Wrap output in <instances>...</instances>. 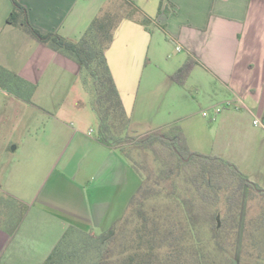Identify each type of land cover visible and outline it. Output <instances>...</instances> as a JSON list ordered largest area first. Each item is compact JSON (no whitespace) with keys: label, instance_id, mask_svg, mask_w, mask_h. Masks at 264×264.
Segmentation results:
<instances>
[{"label":"crops","instance_id":"0c3cea01","mask_svg":"<svg viewBox=\"0 0 264 264\" xmlns=\"http://www.w3.org/2000/svg\"><path fill=\"white\" fill-rule=\"evenodd\" d=\"M17 1L25 8L32 28L43 35L56 33L72 42L81 37L101 11L120 3V0ZM122 1L136 8L138 14L120 20L105 57L130 118L129 133L139 136L152 133L131 130L135 109H139L136 104L143 101L137 100L142 76L151 64L158 69V58L155 56L153 62L149 54L150 25L161 29L174 49L181 48L176 52H185L196 61L186 83L194 78L199 83L230 84L236 79L237 53L250 8L255 6L258 13L264 7L261 5L264 0ZM12 9L11 0H0V66L33 84L35 90L31 102H25L0 89V197L4 202L0 264H43L69 227L98 236L118 224L142 180L116 148L99 143L95 133L92 137L85 136L80 129L66 124L63 118L66 114L76 117L84 109H47L46 99L55 95L56 85L78 78L79 66L9 24L7 18ZM142 18L147 20L144 25ZM186 59L168 58L171 62L166 61L167 68L172 70L162 72L167 81ZM150 78L147 73L144 90ZM227 91L229 95L220 103L230 102L235 110L240 109L237 100L241 99L235 86ZM216 92L219 96L223 94L221 90ZM249 92L255 96L253 87ZM212 103L210 107L219 106ZM262 110L264 124V104ZM239 114L241 120L246 118L245 113ZM248 114L253 115L251 109ZM82 116L84 122L86 117ZM236 120L232 126L237 124ZM83 122L77 120L76 124L80 126ZM189 149L198 151L192 144ZM212 155L232 163L247 175L248 171L234 157L220 152ZM257 183L264 190V163ZM22 206L25 211L18 220Z\"/></svg>","mask_w":264,"mask_h":264},{"label":"trees","instance_id":"16d2710c","mask_svg":"<svg viewBox=\"0 0 264 264\" xmlns=\"http://www.w3.org/2000/svg\"><path fill=\"white\" fill-rule=\"evenodd\" d=\"M7 18L40 43L79 66V79L91 98L98 126L96 140L116 148L135 167L127 144L150 152L157 162L158 178L172 180L171 191L161 193L141 183L128 201L125 216L104 233L93 236L69 227L43 264H235L242 202L245 192L262 197L257 218L243 225L241 262L264 264V190L249 181L232 163L192 152L177 126L140 137L129 133L126 114L110 73L105 52L122 18L138 10L120 0L118 11L108 8L96 16L81 37L68 41L56 33L41 34L30 26L26 10L17 0ZM160 1L159 12H161ZM147 20L142 18V25ZM196 61L187 57L170 76L184 85ZM0 89L31 102L35 86L0 66ZM140 141L138 142V140ZM224 194L223 209L220 196ZM25 207L19 210L21 219ZM0 197V218H3Z\"/></svg>","mask_w":264,"mask_h":264},{"label":"rangeland","instance_id":"374dc122","mask_svg":"<svg viewBox=\"0 0 264 264\" xmlns=\"http://www.w3.org/2000/svg\"><path fill=\"white\" fill-rule=\"evenodd\" d=\"M118 6L119 4H115L111 9L106 7L104 10L116 12L119 10ZM256 11L255 6L250 8L237 53L236 79L230 84L215 81L199 83L192 78L191 82H185L180 86L171 80L167 81L162 72L172 70L167 68L168 58L178 61L186 59L187 55L185 52H176L165 33L150 25L152 42L149 54L153 56V62L155 56L158 58L156 62L158 69L151 64L142 76L137 100L143 101L136 104V108L139 109H135L136 114L133 117L134 124L131 130L142 134L159 132L170 126H177L185 136L188 147L191 148L192 144V148H196L197 153L204 156H213L214 152H220L234 157L248 171L247 179L258 185L264 163V131L259 126H254L252 121L254 118L262 120L264 104V7L260 12L255 13ZM170 62L168 60V63ZM147 73L151 75V78L144 90L143 84ZM233 85L237 90V96L242 101L240 109L235 110L231 105L222 109L220 113L213 114V106L210 107V104L215 102L222 106L220 101L229 95L227 88H233ZM252 87L255 90V96L249 92V88ZM56 88L57 91L53 92L55 95L46 99L49 100L47 109H84V112L76 114V117L73 114H66L63 118L69 127L71 125L78 128L85 136L92 137L96 132L98 121L91 109L90 95L84 89L79 77L73 81L64 80L61 84H57ZM216 90H221L223 94L217 95ZM250 109L253 112L252 116L248 114ZM204 111L208 114L206 118L202 116ZM239 113H245L246 118L241 120ZM82 115L86 117L84 122L81 120ZM227 117H232V119H226ZM77 120L83 123L78 126ZM233 120H236L238 125L233 123L232 126ZM130 135L140 137L139 134L130 133ZM69 143L70 141L67 146ZM72 145L73 142L70 148L68 147V151H71ZM124 147L130 152L135 167L143 173L142 182L144 184L154 186L161 193L171 191L172 180L163 181L158 178V164L150 152L142 150L135 144H127ZM83 156L81 154L80 160ZM220 199V208L223 209L224 194H221ZM262 200V197L254 192L246 191L244 194L238 247L234 253L235 264H256L253 261H240L242 229L244 224L257 218Z\"/></svg>","mask_w":264,"mask_h":264},{"label":"built area","instance_id":"2783aa9c","mask_svg":"<svg viewBox=\"0 0 264 264\" xmlns=\"http://www.w3.org/2000/svg\"><path fill=\"white\" fill-rule=\"evenodd\" d=\"M175 50L180 51L181 48L179 46H177V47H175ZM237 101L239 102V104H242L239 99ZM230 104H231L230 102H225L222 106L213 107L212 109H213L214 113L218 114L221 112L222 109L229 107ZM202 116L204 118H206L208 116L207 112H205V111L202 112ZM252 123L254 126H259L264 130V124L261 121H259L258 119L254 118Z\"/></svg>","mask_w":264,"mask_h":264}]
</instances>
